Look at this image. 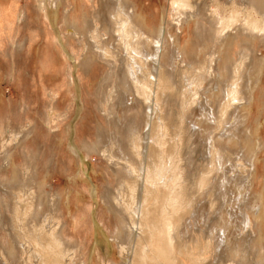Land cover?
I'll list each match as a JSON object with an SVG mask.
<instances>
[{
  "label": "rangeland",
  "instance_id": "1",
  "mask_svg": "<svg viewBox=\"0 0 264 264\" xmlns=\"http://www.w3.org/2000/svg\"><path fill=\"white\" fill-rule=\"evenodd\" d=\"M134 2L136 13L146 19L152 31L159 26L166 11L164 48L168 54L161 62L162 77L154 82L148 76V80L158 84L152 89L157 93L154 103L158 104L153 111L148 110L149 87L137 102L135 90H125L124 98L121 96L124 88L118 84L123 80L116 70L119 59L127 55L114 30H119L122 23L116 18H125L130 24L128 7L124 13L117 0H107L106 11L113 30L109 35L101 29V22L94 19L100 9L99 0H0V225L3 226L0 241L8 240L9 234L27 246L26 253L17 252L16 258H7L0 244V264H36L34 256L39 264H80L91 250L98 255L97 264H122L125 241L131 237L129 219L134 218L137 207H143L145 212V220L138 226L145 240L140 241L134 252L141 259L135 261L134 255L132 264H264V210L262 221L253 216L259 210L255 198L264 191V144L258 150L256 171L251 175L253 167L243 141L245 129L251 127H259L264 141V74L244 131H235L239 134L237 140L227 139V132L235 126L237 117L245 116L242 106L235 108V102L245 98L244 93L247 97L249 64L256 56L264 57V46L256 40V55L240 47V38L235 41L231 51L232 68L225 80L218 77L223 65L213 59L227 35L248 27L260 34L264 31V20L250 7L243 11V0ZM202 12L206 19L202 21L203 29L212 31L205 45L206 38L201 40L196 36L198 25L187 17L190 13ZM87 18L94 19L88 28ZM74 23L79 29H72ZM139 35L131 33L129 43L142 44L151 51L155 39L147 33ZM169 35L179 38L180 50L174 47ZM93 59L92 66L88 67L86 61ZM108 73L112 75L110 78ZM125 78L134 82V87L138 85L127 73ZM217 81L222 88L218 98L213 97L217 91H211ZM236 87L238 93H234ZM137 90L140 89L137 87ZM234 96L239 99L232 100ZM148 114L151 126L146 123ZM117 117L120 131L115 128ZM135 118L136 124H133L131 120ZM99 133L104 134L101 149L110 155L101 154V150L89 152L83 147L97 144ZM144 144L151 147L146 158L141 151ZM220 151H224L221 164ZM9 153L12 162L4 169ZM160 154L163 155L161 163L166 165L160 168L162 174L169 173V159L175 161L176 174L168 177L166 183L170 185L174 180L182 197L172 196L169 208H166V188L154 190L157 184L165 182L164 178L158 181ZM141 164H148L145 171L147 177L149 174L152 177L149 184L145 179L140 182L135 175L141 174ZM14 169H18V182L22 183L15 182L5 188L3 184L12 179ZM223 174L229 181H237L239 189L237 192L235 184L231 189L221 188L223 198L219 200L217 189ZM35 183H39L45 195L54 197L61 190L60 208L52 220L54 231L65 236L62 243L78 242L83 249L72 252L63 244L58 247L50 237L43 234L39 237L43 232H38L39 227H31L34 223H28L30 214L25 216L23 207L36 205L40 189ZM241 190L243 203L238 201L241 198L237 193ZM110 192L113 202L122 207L125 219V231L119 243L114 239L121 222L107 206L111 204L107 201ZM39 209L44 217L50 213V205ZM194 210L197 218L191 219L192 226H189ZM245 214L251 215V227ZM220 217L228 220L230 227L225 235L227 245L219 250L215 226ZM209 226L212 232L208 231ZM237 240L243 245L240 250L235 245Z\"/></svg>",
  "mask_w": 264,
  "mask_h": 264
},
{
  "label": "bare ground",
  "instance_id": "2",
  "mask_svg": "<svg viewBox=\"0 0 264 264\" xmlns=\"http://www.w3.org/2000/svg\"><path fill=\"white\" fill-rule=\"evenodd\" d=\"M62 1V0H61ZM100 1V9L98 10V12L95 13V20L96 21H99L101 22V26H102V30H104L105 32H107L109 35L111 34V32L113 31L112 30V23L110 22L108 16H107V11L106 9H108V5H107V0H99ZM135 1V0H134ZM132 1V0H117V3L119 5V7H121V9L123 10L124 8V13H125V7H128L129 10H130V16H128V20L130 21V24H128L127 20H125V18H116L117 21H121L122 23L120 24V29L115 31L114 30V33L117 34V36L120 37V43L121 45L124 47V52L126 53L127 55V58H121L119 59V65H118V68L116 69L117 72H120V74L122 75L123 77V80H119L118 81V84L120 85V87L124 88L123 90V93H122V97L125 96V90H135V93H136V101L139 102V98H141L146 92H145V89L146 88H150L151 90L149 91L148 94H146L147 96V99L150 100V103L149 106H148V110H155L158 108V104L154 103V101L156 102V98H157V93H155L153 87L154 86H157L158 87V84L155 85L154 82H158L161 77H162V66L163 64H161L163 58H166L165 55L167 54L165 53V48H166V35H167V30H166V11L164 10L163 13H162V16H161V19H160V23H159V26L157 28H155L153 31H152V28H148L147 26V23L145 22L146 19H143L142 17L138 16V14L136 13V8H135V2ZM233 2H235L236 0H232ZM59 2V1H57ZM57 2H55V4H57ZM232 2V3H233ZM179 3H185L183 1H179ZM243 11L247 9V7H250L252 8L255 12H256V15H260L261 19L264 20V0H243ZM235 4V3H234ZM123 7V8H122ZM110 11V10H109ZM111 12V11H110ZM118 13V12H117ZM139 13V12H138ZM110 15V14H109ZM120 15V14H119ZM132 15V16H131ZM196 15V16H194ZM115 16V15H114ZM123 16V15H121ZM117 17V16H116ZM146 17V16H145ZM188 20L191 21H195V23L198 25L195 33H196V36L199 38V39H204L206 38L205 40L206 41H203L205 45L206 42H207V39H211V35H212V31L211 29L210 30H205L203 29L204 26H202V21H205V16H204V13L202 12L201 14L200 13H190L188 16ZM155 18V17H154ZM94 19L92 18H87L86 20V25L88 27H90V25L92 24V22L94 21ZM111 19V18H110ZM95 21V22H96ZM209 21V20H208ZM94 23V22H93ZM120 23V22H118ZM117 23V24H118ZM185 23V21H184ZM70 25V24H69ZM85 25V24H84ZM72 29L75 30V29H79V26L77 23H74L71 25ZM93 27V26H92ZM203 29V31H201L200 29ZM85 28V27H84ZM94 28V27H93ZM84 31V30H83ZM75 33V32H74ZM131 33H134V36L138 37V34L140 33L139 36H142V35H145V33L149 34L150 37H152L153 39H155V43H154V48L151 50V51H148L146 50L145 47H142V44H137L136 46H132L130 43H129V39H130V36H131ZM78 34V33H77ZM74 35V34H73ZM85 35V34H84ZM172 39H173V44H174V47L175 48H178L180 50V45H179V38H174L172 37L171 35H169ZM111 37V36H110ZM240 38L241 40V48L242 46L246 47L247 49H249L250 51H252L251 53L254 54L256 52V48H255V43H256V40H259L262 44V46H264V31H262L260 34L257 32V31H254L252 28L248 27L247 30H240V31H234V33L232 34H229L227 35L224 40H222V42L220 43L219 45V48H218V51L216 52V55H214V61H219L221 62V64L223 65L222 68H220V70L218 71L219 74H218V77L219 78H222V80H225V78H227L228 76H226V74L230 73L229 71H231V66H230V62H232V54H231V51L233 50L234 48V45H235V41H237L238 39ZM111 41L113 40V38H110ZM107 40V38H106ZM131 40V39H130ZM89 43V42H88ZM151 44V43H150ZM149 44V47L151 46ZM25 45V44H24ZM148 46V45H146ZM165 47V48H164ZM203 47V46H202ZM201 47V48H202ZM208 47V46H207ZM18 48L20 49L21 46ZM23 48V47H22ZM152 48V47H151ZM223 49V52L222 50L220 51V49ZM204 49V48H202ZM167 50V49H166ZM176 50V49H175ZM187 50V49H186ZM183 51V50H182ZM202 51L203 50H200L199 53L202 54ZM205 51V50H204ZM106 52V51H105ZM108 52V51H107ZM131 52H133L134 54L132 55ZM198 52V51H197ZM183 54L186 53V51L184 50V52H182ZM205 53V52H203ZM222 53V54H221ZM103 54V53H101ZM100 54V55H101ZM244 54V52H243ZM256 54V53H255ZM258 54V53H257ZM256 54V55H257ZM104 56V55H102ZM106 56V54H105ZM182 56V54H181ZM204 56V55H203ZM95 57V56H94ZM172 57V56H171ZM255 58H258V59H255ZM91 59V58H90ZM97 61V60H96ZM243 61V60H242ZM92 62H94V59L93 60H87L86 61V65L88 67H91L92 65ZM144 63H146L147 65H145ZM229 63V65L227 64ZM219 64V63H217ZM216 64V65H217ZM151 66V67H150ZM219 67V66H218ZM112 70L114 69V66L111 67ZM203 68V67H202ZM126 69V70H125ZM147 71V72H145ZM125 73H127L132 79L133 81H136L135 83H137L138 85L134 84L136 87L133 86L132 83L134 82H130L127 78H125ZM149 73V74H148ZM168 73V72H167ZM113 74V73H112ZM148 74V75H147ZM264 74V57H254L253 60H251V64H249V74H247V81H246V93H247V97L243 94L242 96H244L245 98L241 99V100H236V99H239L237 97H233L232 100H236L235 102V108L237 109V105H239L241 108L242 111H245V116H242L241 117H237L236 119V124L234 127L230 128L229 131L227 132L229 137L227 138L228 140L230 141H233V139L237 140L236 138H238V135H236L237 133L236 132H240V131H244L243 128L245 129V126H246V123H247V120H248V116H249V110L251 109L252 107V104L255 102V94H256V91L258 90L257 88H259L260 84H261V81H262V76ZM114 75V74H113ZM174 75V74H173ZM111 73L107 74V77H111ZM150 78L152 77L153 79H155L154 82H152L151 80H148L149 77ZM106 77V78H107ZM170 77V75H169ZM216 77V76H215ZM119 78V77H118ZM144 78V79H143ZM202 78V77H201ZM200 79V78H199ZM221 79H219L220 81ZM105 81V80H104ZM188 81V80H187ZM217 81V83L211 87V91H217L216 93H213V97H216L218 98V92L219 90H222L221 87H219L220 83ZM195 82V81H193ZM160 83V82H159ZM195 84V83H193ZM139 88L140 90H137L138 92H136V88ZM156 88V87H155ZM162 88V87H161ZM192 89V88H190ZM197 90V89H196ZM234 90H236L234 93H238L239 89L238 87L234 88ZM140 91L142 92V94H140ZM191 91V90H190ZM248 91V92H247ZM128 93V92H127ZM130 93V92H129ZM128 93V94H129ZM198 94V93H196ZM125 98V97H124ZM123 98V100H124ZM216 98H214L216 100ZM220 98V96H219ZM219 100V99H218ZM221 100V99H220ZM219 102V101H218ZM106 103V102H105ZM112 105V104H111ZM219 106V105H218ZM251 111V110H250ZM238 112V111H237ZM151 113V112H150ZM241 112L239 111V114ZM152 114V113H151ZM238 114V116H239ZM153 115V114H152ZM156 115V114H155ZM224 115V114H223ZM112 118V117H111ZM114 118V117H113ZM120 118H116V125H115V128L120 131V127H118V121ZM146 123L148 126H151L152 124V120L150 119L149 117V114L147 115L146 117ZM110 121V120H109ZM112 121V120H111ZM136 118L131 120V122L133 124H136ZM122 122V121H121ZM201 123V122H200ZM120 124V123H119ZM203 124V123H202ZM125 126V125H124ZM151 128V127H150ZM259 127L257 128H246L244 133H243V141L245 143V148L246 151L249 153L248 154V157L251 161V164H252V169H253V172L251 175H253V173L256 171L255 170V162H256V158H257V155H258V150L260 151V148L262 147V144H264V141H263V138L261 137V134H259V130H258ZM33 133V132H32ZM120 133V132H118ZM26 134V133H25ZM100 134V140L97 144H94L93 146H89V145H83V147L88 150L89 152H93V151H98V150H101V154L105 155L106 152H104L102 149H101V141L102 139L104 138V134L103 133H99ZM99 137V136H98ZM109 138V137H108ZM119 140V139H118ZM117 140V141H118ZM121 141V140H120ZM123 141V140H122ZM24 142V141H23ZM234 143V142H233ZM241 143V141H240ZM243 143V144H244ZM149 144V143H148ZM148 144H144L143 146V158L145 157L146 158V155H148V147H150ZM238 142H236L234 144V146H237ZM23 145V144H22ZM119 146V145H118ZM244 146V145H242ZM151 148V147H150ZM213 148V144L210 145V154H211V150ZM258 148V149H257ZM110 149V148H109ZM113 149V148H111ZM121 150V148H120ZM9 152V151H8ZM109 152V151H108ZM107 152V153H108ZM222 152L224 151H220L219 152V163L221 164L220 160H222L223 156H224V153L222 154ZM106 153V154H107ZM125 153V152H124ZM160 153V152H159ZM110 155V153H108ZM142 154V153H141ZM247 156V155H246ZM11 154H7L6 155V159H7V164L5 167H3L4 169H8L11 162H12V158H11ZM108 156H106L105 158H107ZM112 157V156H109V158ZM163 155L160 154V164L158 166V169H157V173H158V176H159V179L158 181H160L162 178L165 179V182L163 184H157V186H155V188L153 187L152 185V188H154L155 192H159L160 189H164L166 188V190L168 191L167 195H165V199H166V202H167V205H166V208H169V205L172 204V196L173 197H181V195H179L178 193V190L176 189V182L173 180V182L169 185V183H166L167 179H169L168 177L172 176L174 177L173 175L176 174L174 169H175V161L171 159L170 160V163H169V173L168 175L166 176L165 175V171H163V174H162V171L160 170V168H164L166 167L165 163L164 165L161 163L162 161V158ZM111 159V158H110ZM145 160V159H143ZM147 160V159H146ZM145 160V161H146ZM149 160V159H148ZM249 161V160H247ZM249 161V163H250ZM110 162V160H109ZM115 162V161H114ZM155 161L153 160V163ZM164 162V161H163ZM173 162V163H172ZM38 163V162H37ZM145 163V162H143ZM159 163V162H158ZM167 163V162H166ZM115 164V163H114ZM152 164V162H151ZM161 165V166H160ZM13 166V165H12ZM148 164H141V167H140V171H141V174L137 173L135 175H137V177L139 178L140 182H142L144 179L147 181V184H149V182H151V178L150 177V174L149 176L147 177L146 176V168H147ZM221 166V165H220ZM12 168V167H11ZM14 168V167H13ZM16 168V167H15ZM115 168V167H114ZM222 168V167H221ZM34 169V168H33ZM156 169V168H155ZM163 170V169H162ZM130 171V170H129ZM168 171V170H167ZM1 173V172H0ZM132 173V171H131ZM134 175V174H133ZM134 175V176H135ZM224 175V174H223ZM228 178V179H227ZM250 178H252L250 176ZM232 179V178H231ZM240 179V178H239ZM19 180V174H18V169H14L13 170V173H12V179L9 181V182H5L3 184V186L6 188H8L12 183H15V182H18ZM128 180V179H127ZM176 180V179H175ZM234 180V178H233ZM238 180V176H237V179ZM251 180V179H250ZM249 180V181H250ZM242 182V180H240ZM239 181V182H240ZM33 182V181H32ZM155 182V181H154ZM234 182V183H233ZM230 180L229 181V177L227 175H224V179L220 182L219 186H218V191H219V194H218V198L219 200L223 198L221 192H220V189L223 188H229L231 189L230 187L234 186L235 182L237 181H233ZM240 182V183H241ZM251 182V181H250ZM253 182V180H252ZM9 183V184H8ZM18 183H22V182H18ZM240 183H237V184H240ZM243 183V182H242ZM249 183V182H248ZM247 183V184H248ZM8 185V186H5ZM36 184V188L40 189V191L36 194L37 196V201H36V205H33L31 203V205L29 206V204L25 205L23 207L24 209V215L27 216L28 214H30V220H29V224L31 225V223L35 224L34 225H31V227L37 229V227H39V230L38 232H43V233H40L38 234L39 237L42 236V234L44 236H48L50 237V239L53 240V242L55 243L56 246H61L63 244V246L65 247V249L69 250V251H72V252H75V251H79L80 249H83L82 247H79L81 245H78L79 243L78 242H68V241H65L62 243V239L65 238V236L63 237L62 236H59L58 234L55 233L54 231V228H53V222L52 220L54 219L53 217L55 216L56 212L59 211V204L61 203V200H62V195L59 191H56L55 194H54V197L47 193L46 195L41 193V188L39 187V183H35ZM133 184V183H132ZM180 184V183H179ZM178 184V185H179ZM181 185V184H180ZM179 185V186H180ZM236 185V184H235ZM242 185V184H241ZM250 185V184H249ZM249 185L247 186V189L249 187ZM123 186V185H121ZM147 186V185H146ZM253 186V184H252ZM241 187V186H240ZM123 189H125V186L122 187ZM242 188V187H241ZM127 189V187H126ZM131 189V188H130ZM129 189V190H130ZM236 189H237V192H238V189L239 187L236 185ZM244 189V188H243ZM128 190V191H129ZM249 190V189H248ZM33 191V190H32ZM36 191V190H35ZM44 191V190H43ZM37 192V191H36ZM113 192V191H112ZM109 195H107V198L106 197H103L105 200L107 199V201L109 200L111 202L110 205H107L109 206V210L112 214H114L115 217H118L117 219L121 222V227L120 229L118 228L117 229V238L114 239L115 242H118L119 241L121 242V240L123 239L122 235H123V232L125 231V219L123 218L122 216V207L120 208L117 204H115V202H113V199L111 197V193ZM153 192V191H152ZM264 192V191H263ZM262 192V194L260 195V197L258 198H255V201H256V206H258V212L256 214H254L253 216H258L259 217V222L262 221V214H263V210H264V193ZM114 193V192H113ZM238 196L242 199L243 197V191L241 190L239 193H237ZM28 195V194H27ZM50 195V196H49ZM121 195V194H120ZM29 196V195H28ZM31 196V195H30ZM44 196V197H42ZM117 196V194H116ZM158 196V195H157ZM27 197V196H26ZM34 197V196H33ZM122 197V196H121ZM31 198V197H30ZM116 198V197H115ZM182 198V197H181ZM32 199V198H31ZM238 199V201H242L243 203V199ZM28 200V199H27ZM36 200V199H35ZM104 200V202H105ZM121 200V199H120ZM15 201V200H14ZM144 201V200H143ZM185 201V200H184ZM4 202V201H3ZM125 202V201H124ZM145 202H146V199H145ZM20 203V202H19ZM26 203H29V200L26 202ZM24 203V204H26ZM106 203V202H105ZM118 203V202H117ZM224 203V201H223ZM4 204H6V202H4ZM22 204V203H21ZM50 205V213L49 215L45 217L42 215L43 213L39 212L41 211L39 208L42 207L43 205ZM107 204V203H106ZM120 204V202H119ZM123 204V202L121 203ZM137 205V204H136ZM149 205V204H148ZM147 205V206H148ZM58 206V207H56ZM139 206V205H137ZM136 206V207H137ZM146 206V207H147ZM48 207V206H47ZM49 208V207H48ZM124 208V207H123ZM10 209V208H9ZM144 208L143 207H137L135 212H134V218L132 219H129L131 220L130 223H132V225L129 224V226L131 227L130 229H128V232L129 234L131 235L130 239L129 240H126L125 241V254L124 256L122 257L123 258V262L122 264H132L133 263V256L135 255V250L138 249L139 247V244H140V241H144L145 237L144 235H141V230L139 229V225H142V220L144 219L145 220V212L143 210ZM169 210V209H168ZM43 211H46L43 209ZM48 211V209H47ZM46 213V212H45ZM170 213V212H169ZM192 217L188 220L189 221V226H192L191 225V219H194V221L196 220L197 218V214H196V211L194 210L192 212ZM41 215L43 217H41ZM125 215V214H124ZM246 221L249 223V226L251 227L252 223H251V215H246ZM133 217V216H132ZM171 217V215H170ZM173 217V216H172ZM128 220V219H127ZM220 222L218 224V226L216 227L215 226V229L217 230V241H216V248L220 250V248L222 246H226L227 245V237L225 236L226 235V232L228 231L229 227H230V222L228 220H226L225 218H222L220 217L219 218ZM255 220V219H254ZM79 221V220H78ZM77 221V222H78ZM256 221V220H255ZM81 222V221H80ZM78 222V223H80ZM3 226L0 225V229H2ZM59 227V226H58ZM64 227V226H63ZM62 227V228H63ZM137 229H136V228ZM61 228V229H62ZM60 229V230H61ZM192 230V229H191ZM2 231V230H1ZM208 231L212 232V229H211V226L208 227ZM35 232L37 233V231L35 230ZM60 233V232H59ZM260 233L261 230H260ZM61 234V233H60ZM65 234V232H64ZM129 235V236H130ZM221 235V236H220ZM7 239L8 240H3V241H0V244H1V247H2V252L4 253V255L7 257V258H16L17 257V252H21V253H26L27 251V246L26 244H22L19 240L17 241L16 238H12L11 235H7ZM79 236V235H78ZM261 236V234H260ZM61 238V239H60ZM143 238V239H142ZM261 238V237H260ZM2 239V238H1ZM240 240V239H238ZM237 240L236 244L237 247H238V250H240V247H243V245L239 244V241ZM253 240V239H252ZM64 241V240H63ZM70 241V240H69ZM27 243V242H26ZM245 243V242H244ZM21 244V245H20ZM119 246V245H118ZM0 247V248H1ZM80 248V249H79ZM85 248V247H84ZM124 248V247H123ZM1 250V249H0ZM87 250V249H86ZM83 251V250H81ZM95 251V250H94ZM80 253V252H79ZM82 253V252H81ZM97 253H94L93 250H91V253L89 252V254H86L88 255L87 257H83L84 259L83 260H80V264H97V260H98V255H96ZM164 254V253H163ZM168 254V253H167ZM84 255V254H83ZM113 256V255H112ZM112 258V257H111ZM136 259L135 261L137 260H140L141 257L138 256L136 257L135 255V258ZM170 259V258H169ZM101 260V259H100ZM38 258L36 256H34V262L36 264H39L38 263ZM104 263V262H103ZM113 263V262H112ZM30 264V263H29ZM72 264H76V263H72ZM105 264V263H104ZM109 264V262H108ZM114 264V263H113Z\"/></svg>",
  "mask_w": 264,
  "mask_h": 264
}]
</instances>
